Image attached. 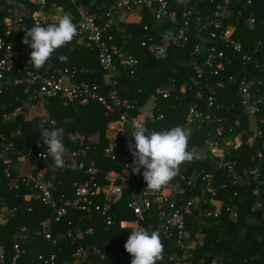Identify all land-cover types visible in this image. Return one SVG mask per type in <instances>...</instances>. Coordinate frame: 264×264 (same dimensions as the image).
Here are the masks:
<instances>
[{
  "label": "trees",
  "instance_id": "obj_1",
  "mask_svg": "<svg viewBox=\"0 0 264 264\" xmlns=\"http://www.w3.org/2000/svg\"><path fill=\"white\" fill-rule=\"evenodd\" d=\"M116 1L80 0L83 4L90 5V12L96 14L106 13ZM252 2V5L246 4V0L232 3L231 23L236 24L234 38L243 47L240 53L232 47L222 45L219 40L212 39L211 33L216 30L206 29L205 25L208 27L206 17L213 10V5L207 2L200 5L202 22L200 26L196 24L190 30L191 41L186 45L173 46L167 59L162 61L154 58L141 43L153 31H177L171 20L158 24L143 10L144 19L140 23L126 24V33L118 34L112 31L116 35L117 46L122 51L133 53L138 63L133 67L117 63L110 72V83L104 79L105 72L100 68L97 50L78 44L77 38L65 47L57 49L44 68H29L43 77H47L56 68L75 70L77 82L97 85L100 87L99 91L105 94L112 89L117 90L129 107L121 111L131 115H137L144 108H149V102L155 99L157 115L162 113L164 117L150 121L147 126L149 131H167L175 126L191 129L189 149H196L201 154V159L181 165L180 172L170 182V187L179 186L184 192L181 195L184 200L202 198L200 207L203 214L199 215L200 221L196 220L198 212L187 216L186 219L190 232L186 242L192 243L188 250L194 256V264H211L214 260H224L226 264H264V127L262 136L253 138L258 119L247 113L239 95V83L246 78L254 80L259 93L264 96V0ZM54 3L64 5L77 13L70 0H47L44 9L48 12ZM25 5L29 16L27 23L32 27L31 15L42 7L28 1ZM4 6L5 2L0 1V33L4 26L2 19L6 15ZM238 11H241V14H238ZM251 17L255 19L254 25L247 24ZM147 25L149 31L144 30ZM198 31L205 41L198 38ZM198 44L201 51L193 56L192 52ZM212 45L225 51L222 61L224 69L219 70L218 74H215L216 66L210 67L206 64ZM61 56H66L67 60H61ZM244 56L251 59L246 60ZM86 70L92 72L85 73ZM4 86L8 89L1 97L5 108L0 112V150L9 143L13 144L11 156L15 164V177L20 173L16 164L20 167L21 164H30L29 172L40 174L45 182L50 183L56 198L71 196L75 182H84L91 177L82 171H73L64 166L54 168L52 158L48 162L38 159L37 153L47 150L40 133L41 122L47 119L55 120L56 127L64 129L63 143L66 150L72 153L87 152L86 157L80 158L85 163L95 162L99 171V183L105 182L104 176L110 170L122 168L126 155L123 140L120 142L116 159L112 160L106 153V130L108 124L119 117V112L109 113L101 103L93 99L86 104L76 102L68 106L58 100H51L49 105L42 104L33 112L26 107L25 113L31 117L26 119L24 114L14 115L26 98L24 87L9 83ZM162 92L169 93L168 97ZM192 107L205 116H210L211 121L202 123L198 120L187 125V116ZM260 117H264V111ZM237 121L240 122L238 125ZM219 126L224 127L222 136H218L216 132ZM238 135L242 138L240 147H226L225 142L232 141ZM208 139L218 141L221 147H226V160L234 163L233 173L218 166L217 159L211 154ZM31 150H34L35 154L30 156L27 162L17 161L19 155L27 154ZM72 161L73 159H66V162ZM4 168V163L0 160V264H13L16 244L23 250L18 264H44L39 255L46 254L47 258L51 253L56 255V264H86V260L81 261L75 256L80 245L86 248L88 261L95 264L99 262L95 249H101L105 253L112 249L123 250L129 229H122L120 222L135 220L129 208L128 193L127 198L113 211V214L117 215L114 218L116 223L108 228L103 222L96 224L88 220L85 212L75 209H70L60 222H55L53 210L43 203L41 192L26 184H22L19 190L10 189L11 180L5 177ZM144 171L145 169L141 168L140 174H134L131 186L141 187L146 184ZM196 175H199V178L195 182ZM208 175L213 176L210 182L204 180ZM208 187H211L214 193L208 192ZM30 194L31 197L28 196ZM173 198L179 196L175 195ZM209 212L214 215L206 216ZM95 217H98L97 214ZM48 220L52 221L50 232L58 241L56 245L46 239L43 231L48 225ZM158 225L159 221L156 220L154 226ZM90 227L95 228V234L86 235V240L77 239L73 243L69 238V231L75 236L76 230L86 233ZM28 232L31 237L39 240L35 241L39 242V248L31 247L28 243ZM160 238L164 251L162 259L156 264L182 263L185 260V252L174 244L173 238L168 239L162 233ZM203 239L204 244L201 245ZM193 242H197V245L194 246ZM45 249L46 252L43 251Z\"/></svg>",
  "mask_w": 264,
  "mask_h": 264
},
{
  "label": "built area",
  "instance_id": "obj_2",
  "mask_svg": "<svg viewBox=\"0 0 264 264\" xmlns=\"http://www.w3.org/2000/svg\"><path fill=\"white\" fill-rule=\"evenodd\" d=\"M0 1L5 2L3 11L6 13L2 19L4 26L0 33V51L3 52V57L0 58V112L5 108V104L1 100L2 95L8 89L4 86L5 83L16 86L22 85L24 87L26 98L22 101V105L17 108L21 111H23L25 106L36 109L42 104L49 105L51 100H58L64 106H68L76 102L86 104L90 99H93L101 103L109 113L119 112V117L112 120L106 130L108 144L106 153L108 157H111L112 160L116 159L122 140L124 141L123 150L126 154L122 168L120 170L113 169L106 173L104 176L105 182L101 181L103 183L101 184L97 181L99 171L95 162L90 161L85 163L80 158L87 156L86 151L72 153L66 150L63 154V166L73 171H82L91 177L84 182H75V189L71 196L56 198L52 192L51 184L45 182L40 174L34 172L25 174L20 170L17 177L14 176L13 168L15 164L11 156L13 144L9 143L0 150V160L3 161L5 166V177L11 180L10 189L19 190L22 184L30 186L31 189H37L42 194L43 203L53 210L52 215L55 222H60L70 209H75L85 212V217L96 224L103 222L107 228L116 223L114 218L117 215L113 214V211L116 206L127 198L128 193L130 196L129 208L132 210L135 220L120 222L122 229H129L128 238L133 229L140 227L158 231L168 239L173 238L174 244L185 252V260L182 263L179 262V264H194L192 261L194 256L188 250L191 248L192 243L186 242L190 237L186 219L187 216L194 212H198L197 217L203 214L200 207L202 198L195 197L184 200L181 196L184 192L179 186L176 188L167 186L160 192L146 190L147 184H143L141 187L131 186L134 174H132L130 167L133 156L129 151V143L134 144V138L131 137V132L134 130L133 125L134 123H142L148 132H153V130H148L147 126L149 122L161 120L164 117L162 113L157 115L156 103H152L147 112L131 115L126 111H121V109L129 107L127 106V102L121 99L117 90L112 89L105 94L99 91L100 87L97 85L91 86L88 82H77V72L75 70L56 68L47 77L34 73L29 69L32 67L30 56L33 50L23 43L26 35L25 30L31 28L27 23L29 16L27 15L28 8L25 2L28 1L31 4L42 7L31 15L30 21L32 27L36 23L42 24L41 26L45 28L51 23L58 24L59 18L62 16L57 15L52 19L48 17V12L44 9L47 6V0ZM233 1L237 2L239 0H117L106 13L96 14L90 12V5H85L80 0H70L72 5L75 6L77 13H74L69 8H65L64 5L55 3L51 9L55 8L63 13L67 11L70 14L73 23L77 25L78 29V34L74 38H77L78 44L97 50L100 68L105 72L103 75L104 79L110 83V72L117 63L129 67H133L138 63V59L133 53L126 50L122 51L117 46L115 43L116 35L112 31H116L118 34L126 33V24L131 22L140 23L144 19L143 10L150 17L154 18L158 24L171 20L170 22L177 27V31L171 29L167 33H161L157 30L153 31L142 41L141 45L147 47L150 54L159 61L167 59L173 46L186 45L191 41L190 30L196 24L200 26L202 22L200 5L207 2L213 5V10L206 17L208 27L205 25V28L217 31L211 33L212 39L219 40L226 47H232L236 52H242L243 47L241 43L234 38L237 31L236 24L231 23ZM252 3V0H246V4L252 5ZM238 14H241V11H238ZM248 23L254 25L255 19L251 17ZM144 30H150V28L148 29V25L144 26ZM197 35L198 38L205 41L199 31ZM200 51L201 46L198 44L192 52L193 56L198 55ZM224 58L225 51L219 50L216 45H212L208 51L206 64L210 67L216 66L217 70L215 74H218L219 70L224 69L222 62ZM244 58L246 60L251 59L249 56H244ZM89 72L91 73L92 71L86 70L85 73ZM259 92L254 80L244 78L240 81L239 95L242 98V103L247 113L258 119L253 138H260L264 127V117H260L264 111V96ZM162 93L165 97L169 95L167 92ZM198 120L202 123L211 121L210 116H205L201 111L192 107L187 116V125ZM239 123L237 121V125ZM223 130V126L217 127V135L222 136ZM213 142L218 149L223 148L218 141ZM213 142L208 141V144ZM42 153L46 155L47 150L39 151L37 153L38 159L48 162L51 157L45 159L41 155ZM34 154V150L29 151L27 154H21L17 157V161L25 163ZM259 155L261 156V154ZM214 157L217 158L219 167L227 168L233 173L234 163L226 160V153L221 154L220 157ZM66 159H73V161L66 162ZM198 178L199 175H196L194 181L196 182ZM212 178V175H208L204 180L207 179L210 182ZM191 183L190 180L189 184ZM208 192L212 193L211 187H208ZM175 195H178L179 198H173ZM28 196L31 197V194ZM203 202L206 203V201ZM95 214L99 218L95 217ZM212 215H214L212 212L206 214V216ZM215 215H217V212H215ZM156 220L159 221L157 227L154 226ZM51 222V220H48V225L43 231L46 234V239L51 241L53 245H56L58 241L53 238L50 232ZM76 232L75 236H73L71 231L68 233L73 243L77 239L81 241L86 240V235H94L95 228L90 227L86 233L80 230H76ZM193 244L196 246L197 242H193ZM200 244L203 245L204 242L202 241ZM15 251L16 255L14 256L13 264H18V260L23 253L19 244L15 245ZM95 254L99 257V262L96 264H131L133 259L131 254L126 252L125 247L123 250L112 249L106 253L101 249H95ZM75 256L81 261L86 260V264H95L92 261H88L86 248L83 245L78 247ZM45 257V255H39V259L44 264H56L57 259L55 254L51 253L49 257ZM1 259H3V255H1ZM211 264L226 263L224 260H214Z\"/></svg>",
  "mask_w": 264,
  "mask_h": 264
},
{
  "label": "clouds",
  "instance_id": "obj_3",
  "mask_svg": "<svg viewBox=\"0 0 264 264\" xmlns=\"http://www.w3.org/2000/svg\"><path fill=\"white\" fill-rule=\"evenodd\" d=\"M41 25L36 23L25 30L23 40L33 50L30 64L36 70L44 68L56 50L70 44L78 34L77 25L70 14L60 17L58 24L51 23L46 28ZM60 59L66 61L67 57L61 56ZM133 129L131 137L135 143H129V151L133 156L130 167L132 174H140L141 168L145 169L143 178L147 184L146 190L160 192L170 186V182L179 174L181 165L201 159L196 149H189L190 128L175 126L167 131L148 132L142 123H134ZM40 133L43 145L47 148V154L41 155L45 159L51 157L54 168L63 167V154L66 151L64 129L56 127L55 120H43ZM124 247L133 257L131 264H156L162 259L164 251L160 233H149L143 227L131 231Z\"/></svg>",
  "mask_w": 264,
  "mask_h": 264
},
{
  "label": "rangeland",
  "instance_id": "obj_4",
  "mask_svg": "<svg viewBox=\"0 0 264 264\" xmlns=\"http://www.w3.org/2000/svg\"><path fill=\"white\" fill-rule=\"evenodd\" d=\"M64 14H68V12L66 11L65 13H63V12H60V11H58L57 9H50L49 11H48V17L50 18V19H52L54 16H63ZM134 19V18H133ZM156 101H155V99H153L152 101H150L149 102V105L147 106V107H150V105L152 104V103H155ZM26 107L27 106H25L24 107V109H23V111H21L20 109H16V111H15V114L14 115H19V114H24L25 115V118L26 119H29V118H31L27 113H25L26 112ZM29 108V110H31V112H33V111H36L38 108H36V109H34V108H30V107H28ZM149 110V108H144L143 109V113L144 112H147ZM208 141L209 142H213L212 140H210V139H208ZM227 144H226V147H229V146H234L235 148H238V147H240V145L242 144V139L240 138V135H238L237 137H235L232 141L231 140H229V141H227L226 142ZM210 145V147H211V154L213 155V156H217V157H220V155L221 154H224V153H226V147H224V148H222V149H218V147L216 146V144L213 142V143H210L209 144ZM230 149H228V151H229ZM227 154V153H226ZM216 158V157H215ZM217 159V158H216ZM16 167H18V169L20 170V166L18 165V164H16ZM35 169V168H34ZM224 185V187L226 186L225 184H223ZM212 193H214V190H212ZM0 218H1V216H0ZM196 220L197 221H200V218L199 217H196ZM33 236H34V234H33ZM81 236V235H80ZM26 237H27V240H28V243H30V245H31V247L32 246H34V248H39L40 247V244H39V242L37 243V242H35L37 239H36V237H31V234L28 232L27 234H26ZM82 237V236H81ZM37 241H39V240H37ZM204 242V239L203 240H201V242ZM42 245H44V243L42 244ZM44 252H46L47 251V249H45V250H43ZM46 255V254H45Z\"/></svg>",
  "mask_w": 264,
  "mask_h": 264
},
{
  "label": "crops",
  "instance_id": "obj_5",
  "mask_svg": "<svg viewBox=\"0 0 264 264\" xmlns=\"http://www.w3.org/2000/svg\"><path fill=\"white\" fill-rule=\"evenodd\" d=\"M29 169H30V164H21V167H20V170L23 172V173H25V174H27V173H29ZM40 254H43V253H40Z\"/></svg>",
  "mask_w": 264,
  "mask_h": 264
}]
</instances>
